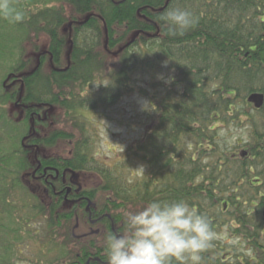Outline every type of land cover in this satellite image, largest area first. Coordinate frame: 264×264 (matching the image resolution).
<instances>
[{
    "label": "trees",
    "instance_id": "1",
    "mask_svg": "<svg viewBox=\"0 0 264 264\" xmlns=\"http://www.w3.org/2000/svg\"><path fill=\"white\" fill-rule=\"evenodd\" d=\"M12 3L26 18H0V264L39 237L27 229L37 221L62 264L106 262L104 236L122 227L123 210L157 199L209 217L217 238L203 264H264V0ZM174 6L198 18L183 36L163 35L158 20ZM163 71L168 82L157 79ZM130 94L148 98L145 133L112 164L97 160L82 114ZM242 127L245 151L229 152L224 135ZM78 197L81 207L70 202ZM88 213L100 232L73 237Z\"/></svg>",
    "mask_w": 264,
    "mask_h": 264
},
{
    "label": "clouds",
    "instance_id": "2",
    "mask_svg": "<svg viewBox=\"0 0 264 264\" xmlns=\"http://www.w3.org/2000/svg\"><path fill=\"white\" fill-rule=\"evenodd\" d=\"M0 18L17 24L26 14L12 0H0ZM158 20L165 36H183L198 23L192 11L179 6ZM216 238L209 217L186 201L152 200L123 210L122 227L105 234L106 264H203Z\"/></svg>",
    "mask_w": 264,
    "mask_h": 264
},
{
    "label": "rangeland",
    "instance_id": "3",
    "mask_svg": "<svg viewBox=\"0 0 264 264\" xmlns=\"http://www.w3.org/2000/svg\"><path fill=\"white\" fill-rule=\"evenodd\" d=\"M40 44V48L44 50L47 47V40L43 35L36 41ZM31 45L25 47L26 56L31 53ZM30 53V54H29ZM1 75V73H0ZM1 78V76H0ZM158 80L168 82L166 72L163 71ZM1 80V79H0ZM144 82H149V78H144ZM143 105V106H142ZM150 111L149 101L146 96L130 94L122 97L115 106L107 110L88 111L82 114L88 122H91L92 134V151L91 154L97 160H103L112 164V160L122 151H124L133 141L141 138L146 130V126L150 122L147 111ZM61 116L58 111L55 113ZM249 128L242 127L233 129L229 134L224 135L225 144L229 152L238 154L240 151H245V145L249 139ZM136 165L130 166V176H133V170ZM132 174V175H131ZM140 176V174H138ZM95 179V178H94ZM87 187L93 186V181H82ZM22 212V211H21ZM23 214V212H22ZM44 222L37 221L30 224L27 229L38 232V238H26L18 247V251L13 257L12 264H59L60 254L57 250L49 251L50 245L47 244L49 238H44L45 233ZM85 231L84 228H79L76 233ZM223 243L226 241L235 249H242V246L237 244V240L229 239L228 234L224 233ZM102 238L98 239V242Z\"/></svg>",
    "mask_w": 264,
    "mask_h": 264
},
{
    "label": "flooded vegetation",
    "instance_id": "4",
    "mask_svg": "<svg viewBox=\"0 0 264 264\" xmlns=\"http://www.w3.org/2000/svg\"><path fill=\"white\" fill-rule=\"evenodd\" d=\"M40 175H42V176H45L46 175V173L45 172H43L42 174H40ZM37 177H40V176H37ZM36 177V178H37ZM71 187H69V189H71L72 191H73V188H75V187H77L78 188V185L73 181V180H71ZM61 185H62V175H61ZM67 193H70V190L69 191H67L66 190V194ZM55 194H58L59 195V197H61V199H62V189H60V190H58L57 191V193H55ZM66 198V197H65ZM84 200V198L83 197H78V198H74V200H72V201H70V202H72L71 204H74L73 203V201H76L77 202V204L81 207L82 206V204H83V202L81 203V201H83ZM70 204V203H69ZM85 209H86V211H88L87 210V206H85ZM99 221L100 220H98V217H95V218H92V214L90 213H88L87 214V226L84 228V230L85 231H83L82 230V232H80V233H76L75 234V236H73V237H75V238H87V237H89V236H92V235H94V234H90L89 232L91 231V230H93V229H97L99 232H100V229H99V227H101V226H96L97 224H99ZM79 228V226H77V228L76 229H78ZM114 230V228H113V226H111L110 227V231H113ZM75 232V231H74ZM98 232V233H99ZM98 233H96V234H98ZM72 235H73V232H72ZM76 236H79V237H76ZM90 260H92L93 262H96V263H98V264H106V262H104V261H101L99 258H97V257H95V258H88V260L85 262V264H90ZM61 264H62V262H61Z\"/></svg>",
    "mask_w": 264,
    "mask_h": 264
},
{
    "label": "water",
    "instance_id": "5",
    "mask_svg": "<svg viewBox=\"0 0 264 264\" xmlns=\"http://www.w3.org/2000/svg\"><path fill=\"white\" fill-rule=\"evenodd\" d=\"M248 101H250V102H253L254 103V105L256 106V107H259L260 106V104H261V101H262V96L261 95H258V94H252V95H250L249 97H248ZM72 176H74V174H72ZM67 191H69V189L67 190ZM87 210H88V206H87ZM262 220H263V222H264V209H263V211H262ZM77 223L75 224V226H74V228H73V230L75 229V228H77ZM90 234H96V233H98V230L96 229V230H91L90 232H89ZM75 236V235H74Z\"/></svg>",
    "mask_w": 264,
    "mask_h": 264
}]
</instances>
